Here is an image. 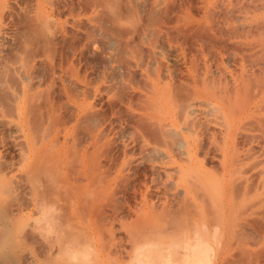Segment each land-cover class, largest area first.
I'll return each mask as SVG.
<instances>
[{
  "label": "bare ground",
  "instance_id": "1",
  "mask_svg": "<svg viewBox=\"0 0 264 264\" xmlns=\"http://www.w3.org/2000/svg\"><path fill=\"white\" fill-rule=\"evenodd\" d=\"M225 1L228 2L224 5L226 9L234 4L232 0ZM223 2L201 0L202 13L193 19L189 16L190 27L183 29H193L192 31L195 29L196 32L205 28L212 15L211 9ZM171 6L172 0H30L32 20L27 25L26 37L22 40L18 39L16 28H11L10 24H8L10 28L6 26L0 32V44L10 41L15 48H18L17 50L25 52L30 59L22 77L24 83L14 93L16 121L13 127L23 138L22 145L11 150L5 147L4 153L9 152L10 157L6 162L4 161V164L1 160L0 167L3 164V167L8 168L9 171L23 170L29 172V176H32L39 167L36 163V148L26 128V120L30 112L24 111L23 106L30 101L31 94L26 95V91L29 93L34 88L42 90L51 86L50 89L53 91L49 94L45 92L46 103L53 104L56 100L50 94L56 93L55 96L58 94L63 98L61 101L65 104L62 105H67L69 108L68 116L58 131L59 135L56 133L54 137L56 157L53 163L55 162L56 169L62 172V183H60L62 188H68L75 183L81 186L82 194L72 195L70 201L75 202L81 196L87 195L94 204L103 196V189L117 182L122 175L128 178L139 173L142 177L138 180L144 185L147 181L162 179L166 185L172 186L175 181L172 182L170 178L175 173L177 178H182V181L179 180L180 185L177 183L181 187H176L169 195L170 200H175L177 203V209L174 211L171 209L175 206L173 204L165 205L163 210L157 213L147 210L133 217L132 215L107 216L95 210H86L84 230L81 237L76 238L75 241L85 238L87 243L73 248L79 256L74 261H68L67 264H260V261L262 264L264 262V249H261L264 246L261 245L260 250L255 251L252 248L256 235L253 236L250 230L251 221L239 212L233 211L231 208L233 205L222 206V209H218L214 214L190 209V206L195 208L201 206L198 201L200 189L198 191L197 189L202 186L204 175L200 158L202 156L200 151L204 146L201 141L204 133L202 129L204 105L218 103L220 100L227 101H224L225 103L232 101L233 95L232 98L230 97L231 100H228L229 90L234 87V90H240L243 94L247 89L243 82L247 83L246 80L250 81L251 77L242 76V81L239 77L243 75V70L241 75L235 74L236 70L233 73L230 70L229 76L233 81L229 80L232 81V84L230 83L232 87L224 79V87L220 86V89L214 91V88L210 89L207 85L210 81L206 83L207 78L205 79V71L204 68L202 69L203 64L194 53L196 50L192 49L194 52L188 55L191 50L186 48L184 38L179 40L181 43L178 41L173 43L170 38ZM9 9L10 5L6 1L0 5V12L10 17ZM48 19L54 25V30L51 32H44L43 27L31 23ZM205 29L210 30L211 26ZM202 40L205 42L212 38L203 37ZM262 48L264 49L263 46ZM236 54L235 50L231 49L224 53L227 61L235 60ZM260 62L263 64L258 70L263 75L264 59H260ZM260 77L262 83L254 84V95L252 94L251 102L248 103L254 105L256 111L261 110L264 118V76ZM257 81L260 82V78L259 80L257 78ZM233 93L234 91L231 94ZM239 93L234 96V105L233 102L231 105L229 103L231 108L229 107L228 110L226 107L221 108V111L231 117V121L225 124L226 127L224 126L228 140L236 129L233 114L239 115L248 111V106L243 104L241 110L235 108L239 105V100L237 101ZM93 99L94 106L99 105L98 109L92 108ZM246 100L245 98L244 105L247 103ZM52 107L55 108L54 105ZM233 107L235 111L232 110ZM47 110L49 109H46L49 113ZM41 122L45 124L44 119ZM102 123L116 131L118 135L116 138L126 139L133 131L134 137L129 142L130 146L131 148L135 144L142 146L143 153L138 152L144 154L141 155L143 158L141 156L134 158L129 145H124L123 149L119 147L120 152L115 154L110 147L111 143L109 144L113 139L110 137L108 142V139H105L106 135L102 138L104 134L111 133V129L109 131L104 127L95 133L92 132ZM84 125L95 130L83 132L81 126ZM262 125L261 130L264 129V122ZM99 133L102 137L98 136ZM223 135L225 136V133ZM1 139L0 146L3 147L5 144ZM69 143L75 146V154H77V160L72 164L67 162ZM48 144L49 140L44 139L39 146L42 150H46ZM223 148L219 167L225 173L233 168L237 158L230 157L227 141L224 142ZM134 149L133 147L132 150ZM97 156H103L105 161L95 162ZM159 163H168V167ZM111 168L116 169V174L112 177L108 174ZM99 176L102 178L100 186L87 192L86 185ZM234 187L236 185L231 186L229 182V185L220 186L219 192L227 195L224 192L229 189L234 190ZM23 191L32 193L34 189L28 186ZM149 193L148 190L142 193L143 201L149 200ZM4 202H8L7 198L0 197V203ZM9 214H11L9 210H3L0 217L7 238L13 242L17 221L8 216ZM99 216L102 217V221H99L101 218L97 219ZM114 221L119 223V230L124 231L123 236L116 234L112 223ZM257 241L260 242L261 238ZM10 245L13 246V251L10 252L11 264L18 263L21 258L15 250L18 245L16 243Z\"/></svg>",
  "mask_w": 264,
  "mask_h": 264
},
{
  "label": "rangeland",
  "instance_id": "2",
  "mask_svg": "<svg viewBox=\"0 0 264 264\" xmlns=\"http://www.w3.org/2000/svg\"><path fill=\"white\" fill-rule=\"evenodd\" d=\"M5 1L10 5L9 11H11V16L9 17V15H4L0 12V32H2V29H5L6 26L10 28L8 25L10 24L12 25L11 28H16L17 38L22 40L28 34L27 25L29 21L32 20L30 0H0V5ZM222 1H224L223 4L216 5L211 9L212 15L209 17L208 23L206 22V27L210 25L211 29L208 30L209 28L205 29V27L198 31L196 30V32L195 29L192 31L193 29L184 30L183 28L190 27L188 25L190 24L191 16L192 19L197 18L202 13L201 0H172L171 6L172 29L170 31V38L173 43H176V41L179 43V40L184 38L186 40V48L191 50V52H188L189 50L186 51L188 55L196 50L194 53H196L199 61L203 64L202 69L204 68L205 79L207 78V81H205L206 83H208V81L211 82L207 84L210 86V89L214 88V91L215 89L224 87V79H226L229 84H232V77L229 76L230 70L232 73L236 70L235 74L238 73L240 75L244 71V73H242L243 75H239L242 81V76H244V78H254H250V81L246 80L247 83H244L245 81L243 82V84H246L245 86L247 88L245 89L246 93L244 92L246 95L244 93L241 94L240 90L237 91L235 89V91L233 87L228 93L229 101L231 100L230 97L233 95L232 101L225 103L227 101L220 100L218 103L212 102L211 104L206 103L204 105L205 114L202 117V129L204 133L201 139L204 146H202L203 151H200L202 152L200 155L203 156V158L202 156H200V158L204 175L202 177V186L197 189V191L200 189L198 191V193L200 192V200H198V198L197 200L200 201L201 206L196 208L190 206V209H199L206 214H214L218 209H222V206L227 207L228 204L230 206L233 205V207H231L233 211L239 212V214L251 221L250 230L252 235H260L258 239H255L256 236L253 239L255 244L252 245V248L255 251L256 249L260 250L261 245L264 246V129L261 130V128H263L262 123L264 122L263 120L262 122L261 119L264 118L261 110L256 111L254 105L249 103L251 102L250 98L254 95V84H261L262 80L260 76H264V73L262 72V75L258 70L263 64V62H260V59H264V49L262 48L264 44L261 45L264 43V4L261 5L262 2L264 3V0H232L234 4L230 8H227L230 10L224 7L228 2L225 0ZM31 23H33L34 26L43 27L44 32H51L54 30V25L49 19L39 22L32 21ZM203 37H211L212 40H205V42H202ZM17 49L18 48H15L10 41L0 44V138H2L1 140L5 144L3 147L0 146V161L3 160V164L4 161L6 162L10 157L9 152L7 154L4 153L5 147H8L10 150L12 148H18L22 145L23 141L20 133L14 130L13 127L16 121L14 93L17 92V89H20V86L24 83L22 77L28 68L30 59L25 52H21ZM192 49L194 51H192ZM228 49L235 50L237 53L235 60L227 61L224 53L226 54ZM18 51L19 53H17ZM248 55L249 57H247ZM237 59L238 61H236ZM245 60H248V62ZM246 74L247 77H245ZM257 78L258 80L260 78V82L257 81ZM248 82H251V86ZM230 85H228L229 88ZM48 87H44L45 91L44 88L42 90L34 88L29 91V93L26 91V95L29 96L31 94L30 101L23 106L24 111L30 112L26 120V128L29 131L30 138L34 142L37 153L36 163L37 167H39L32 176H29V172L23 170L14 169L9 171L8 168L3 167V164H1L0 167V169L3 167L2 171H0V197L3 196L8 200V202H4L3 204L0 203V216L3 210H9L11 214L8 216L17 221V226L13 233L14 239L12 240L13 242H11L9 238H7L4 226L2 225V218L0 217V264L12 263V260H10V252L13 251V246L10 245L12 243L18 245V248H15V250L21 255L19 262L13 264H67L68 261H74L79 255L74 252L73 248L84 246L87 243V239L85 238L79 239L78 242L75 241L76 238L81 237V233L84 230L86 222L84 212L86 210H95L107 216L132 215L133 217V215L140 214L147 210H152L157 213L162 211L164 206L168 204L175 205L171 207L173 211L177 209L176 201L170 200L169 198V195L175 191L176 187H181L178 186V184L182 181V178H177V173H175V175L172 174L170 178L171 181L174 180L176 184L178 183L177 185H173L175 183H172L173 187L166 185L162 179H154L152 182L147 181L146 185H144L138 180V178L142 177L139 173L135 176H128V178L122 175V178L117 180V182L111 183V185L109 183L108 185H110V187L107 185L108 187L106 186L107 188L105 187L106 189H103L102 198L99 197L94 204L90 202L87 195L81 196L75 202L70 201L72 195L77 193L82 194V190L80 189L81 186L75 183L68 188H62V184L60 185V183H62V172L56 169L54 165L55 162L53 163L54 157H56V141L54 137L63 126L68 116L69 108L67 105H65L67 107L62 105L64 103V101H61L63 98H60L58 94L55 96L56 93H51L50 95H52L57 102L55 101L51 105L47 104L45 101V92L49 94L50 91H53L50 89V86L48 92ZM53 89L55 90L56 87ZM233 91L234 93L231 94ZM235 92L240 93L237 99V101L239 100V105L236 104L237 107H234L238 110V108L242 109L243 106H248V111L247 113L239 115L233 114V116H235L234 124L236 129L230 136V140H228V138H226L225 124L227 125V123L231 121V117L221 110L224 107L228 110L232 102L235 101ZM245 98L247 99L246 102H249V105H247V103L244 105ZM93 100L92 104L94 106L95 103L93 102H95V100ZM234 103L235 102H233V105ZM52 105H54L55 108H53ZM57 106H60L61 109H57ZM98 107L99 105L97 104L92 108L98 109ZM234 107L232 109L233 111L236 110ZM46 109H49L47 110L49 113L46 112ZM51 109L53 111H51ZM51 112L54 113L52 114ZM55 117H57V119H53ZM43 119L45 122L44 125L41 122ZM104 127L107 128L108 126L102 123L96 130L87 125L81 126V129H83V132L95 130L92 131L95 133ZM107 129L109 131L111 129L112 134L108 133V135L106 133L102 137L101 133H99L100 135L98 136L104 138L106 135L105 139H108V142L110 137L113 139L110 140L111 142H109V144L111 143L110 147L115 154L116 152H120V149H123L124 145H129L128 147L131 148V143L129 142H131V139L134 137L132 136L133 131L130 132L128 138L126 137V139H124L120 137V139L117 137V139L116 136L118 135L116 131L112 128ZM112 131H115V134ZM112 136L114 138H112ZM44 139L49 140L47 149H43L45 152L39 146ZM225 141H227L229 145L230 157L233 156L235 157L234 159L237 158V160L233 168L224 173L220 170L219 161L224 151L223 144ZM133 147L135 148L134 150H132ZM141 147L142 146L135 144L130 149L134 154V158L142 155L143 148ZM75 150V146L69 143L67 147V162L69 164L77 160ZM114 153L111 154L114 156ZM142 156H144V154ZM142 156L141 158H143ZM97 161L104 162L105 159H103V156H97L95 162ZM145 162L146 161H144V163ZM159 164L168 167V163ZM215 164H217L218 167ZM213 166H216L217 169ZM109 172L108 174H111L112 177L116 174V169L113 170V168H111ZM180 179L181 181H179ZM101 182L102 178L100 176L90 181L86 185L87 192H89V190H95L100 186ZM229 182L231 186L236 185V187H234V190L229 189L225 191L224 193H227L225 196L219 192V187L224 184L229 185ZM28 186H31L34 191L32 193L28 191L26 194L23 189L25 187L28 188ZM147 190L148 193L150 192V196L148 197L149 200L143 201L142 193L147 192ZM30 195L33 200H31ZM167 199L169 200L167 201ZM97 219L102 221V217L100 216ZM106 221L108 222V220ZM112 223L114 224L116 234L118 236H123L124 231L119 230V223L117 221ZM260 238L261 241L258 242L257 240ZM261 249L264 248L262 247ZM263 263L264 262H262V264Z\"/></svg>",
  "mask_w": 264,
  "mask_h": 264
}]
</instances>
